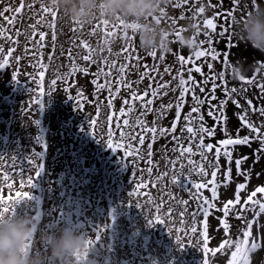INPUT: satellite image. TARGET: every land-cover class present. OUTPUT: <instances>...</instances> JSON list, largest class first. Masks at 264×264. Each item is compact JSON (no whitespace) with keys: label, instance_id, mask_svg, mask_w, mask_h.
<instances>
[{"label":"bare ground","instance_id":"obj_1","mask_svg":"<svg viewBox=\"0 0 264 264\" xmlns=\"http://www.w3.org/2000/svg\"><path fill=\"white\" fill-rule=\"evenodd\" d=\"M259 1L264 3V0ZM25 3L33 5L31 11L25 7L19 16L14 12L6 14L13 18V24L9 25L0 17V30H4L0 35V62L7 61L0 74L8 69L16 74L15 83L7 88L13 99L11 108L6 113L0 108V213L26 216L27 206L35 204L31 245L36 249L33 253L47 260L48 245L41 237L68 227L84 234L86 241H95L87 249L84 245L80 250L83 259L78 261L74 257V264H228L236 244L241 240L239 234L243 235L241 232L248 230L249 222L253 228L247 248L255 242L256 250H261L259 242L264 244V221L259 222L255 210L252 212V202L240 203L241 196L239 203L230 206L228 216H224V205H220L219 214L205 217L200 210L205 191L201 193L195 187L207 181L206 173L212 162L206 146H217L215 139L223 128L231 139L249 136L252 141L250 146H238L249 157L248 167L241 166L240 171L250 170V178L238 174L233 165H230L231 174H237V178L246 180L247 184L256 179V183L264 187V153H260L261 159L253 163L256 150L264 148L258 138H264V114L260 111L264 109V54L238 41L234 35L236 21L243 19L250 8L256 6L254 0H167L162 5L164 12L149 18L156 22L159 19V24L168 29L169 34L167 46L154 50L157 53L155 57L140 48L138 37L132 30L122 28L120 32L116 18L110 19L109 25L105 26L102 23L105 18L98 14L92 23L80 24L53 6L51 0H25ZM10 4L19 7L20 0H0V11ZM44 4L58 12L55 42L52 41L53 18L48 14L37 15ZM201 7L205 8L203 13L199 12ZM205 19H213L217 25L215 31L206 28ZM100 28H103L101 34ZM108 31L113 35L107 36ZM205 31L209 36L204 35ZM221 31L227 34L221 37ZM40 32L45 33L42 42ZM121 33L125 35L118 39ZM181 35L191 37L195 46L183 45L179 39ZM229 36L233 37L232 43L236 47L226 48ZM209 39L212 43H208ZM81 41L95 50L92 53L95 62L82 59L89 49H85ZM41 43L43 47H40ZM102 48L104 51H101ZM69 49L76 64L80 68L87 67L88 73L69 75L72 68ZM220 51L230 52L227 63L223 57L213 60L214 53ZM198 52L206 55L197 57ZM50 56L54 58L49 59ZM161 56L163 59H160ZM113 61L116 64L107 80L132 82V90L141 94L146 90L149 93L157 90L160 93L157 97H148L153 99V109L177 103L181 75L186 81L191 75L193 80L190 83H198L205 91L201 93L199 87H193L185 94L179 119L175 106L168 109L164 118L157 120L155 125V113L142 117L150 127L171 129L173 121L176 122L175 133L169 132L167 137L157 134L153 140L152 134L142 133L135 124L142 111L139 101L129 104L133 111L125 118L130 124L123 125L119 109L125 107L124 99L131 98L128 89L122 88L112 106L108 107V89L98 92L92 83L93 79H97L98 83L105 82L103 73L98 78L94 74L100 69L107 72ZM125 64L132 66L121 74L119 68ZM166 68L168 72H165ZM196 68L200 71L197 72ZM142 75L145 76L143 80ZM209 77L212 79L205 84ZM164 83L168 87L159 90L158 85ZM213 84L217 86L215 100H211L209 95ZM233 88L237 91L223 109L226 119L217 120L209 116L210 110L216 117L220 116V112L212 106L228 99L225 89L230 91ZM193 91L201 100H211V105L207 102L197 105ZM77 92L83 94V99L76 95ZM112 92L115 94V86ZM164 92L167 95H163ZM249 94L257 99L253 100V107H249L243 116L257 131H251L244 120L229 119L225 110L229 109L233 100L238 101L239 97L243 99ZM36 99L42 100V107L32 104ZM193 107H198L199 111L192 113L189 123L185 117L189 116ZM113 116L116 119H112ZM200 116H203L202 121ZM97 121L98 124L95 123ZM201 124L216 129L212 137L205 134L204 147H199L198 135L187 132L188 126L198 132ZM141 134L147 136L144 145L139 143ZM109 143L120 147L113 152L108 148ZM148 143L153 145L151 157L147 156ZM187 147H192V153L181 156L183 148ZM125 153L133 155L125 156ZM37 158L42 164L39 175H35L34 170ZM30 160L33 167H30ZM28 177L33 182L32 186L28 184ZM17 192H28L30 198L20 199ZM257 194L259 197L263 195ZM234 196L229 197L235 201ZM18 199L19 203H15ZM185 201L188 203L185 204ZM245 208L247 211H244ZM240 210L243 212L240 213ZM157 216L160 217L158 221ZM148 219L153 224L150 225ZM221 221L228 225L227 229ZM41 222L42 228L39 227ZM193 229L196 231L193 232ZM98 231L99 239H96ZM177 236H181L184 242L182 248L177 243ZM222 244H225L224 248L220 247ZM247 257L245 263L255 264L254 257L251 258L250 254Z\"/></svg>","mask_w":264,"mask_h":264},{"label":"snow or ice","instance_id":"obj_2","mask_svg":"<svg viewBox=\"0 0 264 264\" xmlns=\"http://www.w3.org/2000/svg\"><path fill=\"white\" fill-rule=\"evenodd\" d=\"M25 7H27L31 11L33 5L26 4L25 0H20V6L19 7H13L10 4L9 6L4 7L2 11H0V17L4 18L6 20V22L9 25H11V24L14 23V20H13V18L8 17L6 14L8 12H14L17 16H19L22 13V11H23V9ZM204 11H205L204 7H201L199 9L200 13H203ZM161 12L162 13L164 12L163 8H162ZM41 14H48V15H50L53 18V21H52V24H51V28L53 29L52 41L55 42L56 39H57V35H56V32H55V28H56V22L55 21H56V18L58 17V12L57 11H53L51 7H49L46 4H44V5L41 6L40 12L37 13L38 16H40ZM219 15H224V13H219ZM228 15L231 16L232 13L229 12ZM116 19L119 21V26L121 28L130 29V30H132V33L135 34L133 25L129 24V25L126 26L124 20H122L120 18H116ZM75 22L79 23L78 21H75ZM160 22L161 21L159 19H157V23H160ZM39 23H40V21L38 20L37 24H39ZM102 23H103V25L108 26L109 25V20L104 19ZM203 23H204V25L206 26L207 29H212L213 31L216 30L217 25L214 24L213 19H205L203 21ZM3 32H4V30H0V35H3ZM93 34H95V30H94ZM226 34L227 33L225 31H221L219 33V35L221 37H224ZM33 35H35V33ZM106 35L110 37V36L113 35V33L111 31H108V32H106ZM167 35H169V34H167ZM204 35L205 36H209V33L207 31H205ZM8 38H10V37H8ZM39 39H40L41 42L44 41V39H45V33L44 32H40L39 33ZM232 40H233V37L229 36V39H228L227 44H226V48L230 49V48H234V47L237 46L236 44L232 43ZM208 43H212V40L209 39ZM81 44L83 45V47L85 49H89V53L87 55H84L82 57V59L84 61H86V62H88V61L95 62V61H93V55H92V53L95 50L90 49L89 45L87 43H84L83 41H81ZM40 47H43L42 43L40 44ZM101 51H104V49L102 48ZM109 51H110V49H109ZM124 51L128 52L129 49H124ZM9 52L11 53L12 50L9 49ZM148 54L150 56L155 57L157 53H156V51H152V52H149ZM33 55L35 56L36 54L34 53ZM204 55H206V53H204V52H198L197 53V57L204 56ZM229 55H230L229 51L215 52L214 55H213V60L217 59L218 57H223L225 63H227ZM68 57H69V60L71 61V64H72L71 72L69 73V75H71L72 73H75V72H84V73H88L89 72V69L87 67L80 68L76 64V61H75V59L72 56L71 49L68 50ZM53 58H54L53 56L49 57V59H53ZM160 59H163V57L161 56ZM180 59H181V61H183V57H180ZM6 63H7V61H5V64ZM105 63H106V61H105ZM5 64H0V68L5 67ZM115 64H116V62L113 61L112 65L108 66L109 70L107 72H105L104 69H100L97 73L94 74L98 78L99 75L101 73H103V75L106 78L104 83H98L97 79H93L92 83L96 85V88H97L98 92L100 90H103V89H108V91H109V99L107 101L108 107L112 106L113 100L115 98H117L116 94H118L122 90V88L128 89L131 92V98L130 99H128V98L124 99L123 104L125 105V107H121L119 109V112L121 114L120 118L123 119V125L124 126H128L130 124L129 119L125 118V117H127V115L129 113H131L133 111V107H128L129 104L132 103V102H135V101H139L140 102V107L142 108V111L140 113V116H138L136 118L135 124L140 127V129L142 130V133H150V134H152L153 140L156 139V135L157 134L159 136H161V137H167L169 135V132L175 133L176 127H177L176 122L173 121L171 129H166L164 127H156V126H151L150 127V126L147 125L146 121L144 119H142V117H145L149 113H155L156 114V120L153 121V124L155 125L157 120H160V119L164 118V115H165V113H166V111L168 109H171L172 107L175 106L176 109H177V113H176L177 119H179L180 114H181L180 110L182 109L183 103L185 101V94L190 92V91H192L193 87H199V90H200L201 93H203L205 91V89L203 87H200L198 83H195V84L190 83L193 80L191 75L188 76L187 81L184 80L182 75H181V78L179 80V85H178V87L180 88V96H179V98L177 100V103L175 105H173L172 103H169L168 105H161L160 109H153L151 107L153 105V99L152 98H148V97H149V95H151V97H153V98L157 97L160 94L157 90H152L151 93H149V91L146 90L144 93L141 94V93H138V92L132 90V82H127V81H124L123 79H116L114 81L107 80V77L111 76V74H112L111 73V68L115 67ZM131 66H132L131 64H125V65L121 66L119 68L120 73L123 74L125 72L126 68H129ZM145 67H147V66H145ZM208 67L211 68L212 65L209 64ZM195 70L197 72H199L200 68H196ZM168 71H169V69L166 68L165 72H168ZM41 75H43V73H41ZM144 78H145V76L142 75L141 76V80H143ZM211 79L212 78L209 77V79L205 80L204 83L207 84L209 82V80H211ZM53 83H56V81H53ZM249 83H251V81H249ZM114 86H115V94H113V92H112V89H113ZM149 87L151 88V85ZM167 87H168L167 83L158 85V89L159 90L165 89ZM216 87H217L216 84H213L212 90L209 93V95L211 96V100H215L216 99V97L214 95V93L216 91ZM173 90H175V89H173ZM236 91H237V89H235V88L231 89L230 91L225 89V94H226L228 99L221 100L220 104L218 106H212L213 108H215L217 111L220 112V116L216 117L213 110H210L208 115L209 116H213L214 119H217V120L226 119V117H224V112H223L224 106L228 103V100H230L232 98V94L235 93ZM262 91H264V86H262ZM41 95H43V93H41ZM76 95L78 97H81V99H83V94L81 92H77ZM163 95H167V93L164 92ZM192 96H193V99L195 100L197 105L204 104L205 102H207V103H209L211 105V100H207V98H206V100H201L199 97H197L195 95L194 91L192 92ZM232 102L234 104H236L237 107L240 106L239 102L237 100H233ZM247 103L249 105H251L252 101L248 100ZM32 104L33 105H39V107L43 106V102L40 99H36V100L32 101ZM29 109H31V108H29ZM198 111H199L198 107H193L191 109V113H189V116L185 117V120L189 121V123H191L192 113H197ZM260 111H261L262 114H264V109H260ZM112 119H116V117L113 116ZM199 119L202 121L203 120V116H200ZM241 119L245 121L247 127L251 131H257V129L251 123L247 122L246 116H242ZM95 123L98 124L99 121H97ZM116 127L119 128L120 125L117 124ZM215 131H216L215 128H207L203 124H201V126L199 127L198 132L194 131L193 127H191V126L187 127V132L188 133L192 134L193 136L198 135L199 140H200L199 147H204V136H205V134L208 137H212V136L215 135ZM109 137L111 138V133H109ZM172 138L173 139H177L175 136H173ZM258 138L260 139V142L262 144H264V138H260V137H258ZM138 139H139V143L141 145H144L146 140H147V136L141 134L138 137ZM251 142L252 141L250 140L249 136H245L243 138H237V139L229 138V139L221 140L220 144L221 145H226V146L227 145L250 146ZM119 147H120V145H118V144L115 147L111 143L108 144V148L112 149L113 152H116ZM152 147H153L152 143H148L147 144V149H148L147 156H149V157H151L153 155V153L151 151ZM206 147H207V151L208 152H211L212 149H213V145H211V144H208ZM173 151H175V149H173ZM192 151H193L192 147L183 148V150H182L180 155L183 156L185 153H192ZM219 152H220V149L217 148L216 149L217 156H219ZM260 153H264V148L256 150V152L254 154L255 158L253 160V163L258 162L261 159ZM129 155H133V154L132 153H125V156H129ZM224 155L227 156L228 162H229V168L224 173V181L226 183H230L231 182V167H230V165H231V162H232V154H231V152L225 151ZM248 159H249L248 156H243V157L235 160V164H236V168L238 170V174L245 176L246 179L250 178V175H251L250 170L240 171V169H241V165L244 162H246ZM29 163H32V161L30 160ZM149 163H151V161H149ZM170 163H175V161H170ZM217 163H218V161H217ZM41 168H42V164L38 163L36 165L35 169H34L35 170V175H39V172H40ZM200 171L203 172L204 169L201 168ZM211 176H212V180L209 181V184L213 185V187L211 189V191H212V200H215V199H217V191H216V186H215L217 171H212L211 172ZM161 178H163V177H158V179H161ZM28 184L30 186H32L33 182L31 180V178L29 179ZM195 187L198 188V189H202V188H205L206 185L201 183V184L195 185ZM245 187H246V185L244 183H241V184H239L237 186L236 200L235 201L229 200L223 206L224 216H228L230 206L234 205L235 203H239V192H240V190L244 189ZM257 193H264V187H257L251 193V195L248 197V201H246L245 203L247 204L248 202H252L253 205H258L259 212H256L255 215L259 216L261 214H264V203H260L259 201L253 200V198L256 197ZM16 195L20 199L30 198V195H29L28 192H22V193L21 192H17ZM129 195L131 196L132 193H129ZM19 201L20 200L18 199L17 201H15V203H19ZM184 203L187 204L188 202L185 201ZM202 203H203V207L200 210L202 212V215L207 217L209 215V210L214 208L215 204L211 203L207 198H205ZM136 207H140V205L136 204ZM4 211L7 212L8 209L5 208ZM244 211H247V208H245ZM159 219H160V217L157 216L156 220L158 221ZM148 223L150 225L153 224L152 220H150V219H148ZM221 223L224 224L225 229L228 228V225L226 223H224V221H221ZM247 228H248V230L243 232V237H244L243 244L244 245H246L248 243V239H249V237L252 234L251 233V229L253 228V224L251 222H249L247 224ZM100 231H102V229H100ZM195 231H196V229H193V232H195ZM96 239H99V231L97 233ZM176 240H177V243L180 244L181 248H182L184 246V242H183L181 236H177ZM31 242H32L31 240L28 241V245L29 246H31ZM94 243H95V241H92V240L86 241L85 242V249H87L88 247H90ZM191 243H195V242L191 241ZM226 243H227V241H225V244ZM225 244H222L220 247L224 248ZM256 249H257V244L255 242L252 243L251 248H247V249L242 247L241 243H237L236 244V250L232 252V254H231L232 255V259H230L228 261V264H237L236 258H237L238 255H240L242 253H245V252H252V251H255ZM75 257H76V259L78 261L83 259V256H82L80 251L75 253Z\"/></svg>","mask_w":264,"mask_h":264},{"label":"clouds","instance_id":"obj_3","mask_svg":"<svg viewBox=\"0 0 264 264\" xmlns=\"http://www.w3.org/2000/svg\"><path fill=\"white\" fill-rule=\"evenodd\" d=\"M69 19L80 24L92 23L97 15L110 20L120 18L126 26H134L139 46L146 52L162 49L168 43V29L149 20L155 18L167 0H51ZM236 39L264 54V3L250 8L235 24ZM180 42L194 47L191 37L181 35ZM34 234V222L29 216L0 213V264H74L87 237L72 228L63 227L41 238L48 245L47 260L30 250L28 241Z\"/></svg>","mask_w":264,"mask_h":264},{"label":"rangeland","instance_id":"obj_4","mask_svg":"<svg viewBox=\"0 0 264 264\" xmlns=\"http://www.w3.org/2000/svg\"><path fill=\"white\" fill-rule=\"evenodd\" d=\"M257 3H260V1L259 0H254V5H256ZM102 29L103 28H100V34H101V31H102ZM122 30V28L120 27V32H122L121 31ZM123 35H125L124 33L122 34L121 33V35H119L118 36V39H121L122 37H123ZM107 38H109V37H104V39H107ZM0 64H5V61H1L0 62ZM7 64V63H6ZM5 64V65H6ZM2 68H0V70H1ZM1 73V72H0ZM15 81H16V74H15V72L12 70V69H8L4 74H0V108H1V110L3 111V113H6V112H8L9 110H10V108H11V104H12V102H13V99L11 98V94H10V92L8 91V89L7 88H10V85L11 84H14L15 83ZM250 97V98H249ZM251 100L252 101V104L251 105H249L248 106V103H247V101L248 100ZM257 98H256V96H254L253 97V95H251V94H249L247 97H244L243 99H241L240 97H239V99H238V102H239V107H237V105L236 104H230V107H229V109L227 110V109H225L226 110V114L228 115V117H229V119H237V120H240V121H242V119H240L241 118V116H243V113L247 110V109H249V107L251 108V107H253V100H256ZM240 100V101H239ZM245 100H247V101H245ZM243 101H244V104H243ZM246 102V103H245ZM246 104V105H245ZM237 108H238V110H237ZM245 108V109H244ZM235 111H236V113H235ZM239 111V112H238ZM241 115H240V114ZM4 120H5V118H3ZM6 122V121H5ZM225 132V128H223L221 131H220V133L221 134H219V135H217L216 136V139H215V143L217 144V146L215 147V148H213L212 150L213 151H211V152H209V153H211L210 154V161L212 162V164H211V168H210V170H208V172L206 173V177H207V181L205 182V183H203V184H205L206 185V187L205 188H202V189H200L201 190V193L203 192V191H205V196H204V198L203 199H205V198H207L211 203H213V204H216L217 203V205H215V207L214 208H212V209H210L209 210V214H215V213H217V214H219V211L221 210V209H219V207H220V205H221V207L227 202V201H229L230 199L232 200V198L231 197H229L230 195H235L234 197H236V194H235V192L237 193V186L239 185V184H241V183H244L245 185H246V187L244 188V189H242V190H240V192H239V197L241 198V196H242V202L240 201V203H245L246 201H248V197L251 195L250 193H252L257 187H260L261 185H259V183H256L257 181H256V179L254 180V181H250L248 184H247V182H246V180H245V182L244 181H241V179H238L237 178V174H231V182L230 183H226L225 181H224V173L227 171V169L229 168V162H228V158H226L227 156H225L224 155V153H225V151H228V152H233L232 153V162H231V165H233V167L234 166H236V164H235V160L237 159V158H241V157H243V156H247L246 154H245V152H244V150L242 149V147H238L239 145H235V146H233V145H223V147L221 146V148H220V141L221 140H225V139H229L230 137H228V135L229 134H225L224 133ZM224 133V134H223ZM223 134V135H222ZM221 137V138H220ZM217 141V142H216ZM230 146V147H229ZM238 147V148H235V147ZM226 149H225V148ZM217 148H220L221 150H220V152H219V156H217V153H216V150L215 149H217ZM229 148V149H228ZM242 149V150H241ZM222 150H224V151H222ZM240 150V151H239ZM253 152H254V150H253ZM238 153V154H237ZM214 155V156H213ZM222 155H224V156H222ZM235 155V156H234ZM222 156V157H221ZM220 157V158H219ZM216 158V159H215ZM235 158V159H234ZM214 159V160H213ZM250 160H252V159H250ZM219 162L218 164L217 163H215V162ZM226 161V162H225ZM36 162L37 163H39V158H37V160H36ZM248 160L246 161V162H244L241 166H245V167H248ZM221 164V165H220ZM214 165V166H213ZM30 167H33V164L32 163H30ZM36 167V166H35ZM217 167V168H216ZM232 167V166H231ZM216 168V169H215ZM246 168H244V170H245ZM223 170V171H222ZM212 171H217V176H216V181H215V186H216V191H217V199H215V200H212V191H211V189H212V187H213V185L212 184H209V181H211L212 180V176H211V172ZM232 172V171H231ZM210 177V178H209ZM233 177V178H232ZM253 179H254V177H252ZM28 179H30V177H28ZM235 180V181H234ZM238 180V181H237ZM236 183V184H235ZM228 184V185H227ZM235 184V185H234ZM238 184V185H237ZM248 185V186H247ZM250 185V186H249ZM224 191V192H223ZM234 193V194H233ZM249 193V194H248ZM260 195V194H259ZM210 197V198H209ZM244 197V198H243ZM262 199H261V198ZM258 196V194L256 195V197L255 198H253V200H256V201H259L260 203H264V193H263V195H261V196ZM203 199H202V201H203ZM260 199V200H259ZM216 201V202H215ZM220 203V204H219ZM107 204H108V201H107V199H105L104 200V205L107 207ZM242 206V205H241ZM253 206V207H252ZM220 207V208H221ZM252 207V208H251ZM251 210H252V212H253V210H255L254 211V213L255 212H258L259 211V207H258V205H253V204H251ZM35 210V204H32V205H29V206H27V208H26V212H25V214L24 215H26V216H29V217H31L32 218V220L35 218V215H33V211ZM240 213H242L243 211L242 210H240L239 211ZM201 215H202V213H201ZM254 215V214H253ZM255 216V215H254ZM259 222H260V220H262V221H264V214H261V215H259ZM39 227H41L42 228V222L40 223V226ZM38 227V228H39ZM35 231H37V229H35ZM246 231V230H245ZM242 234H243V231L241 232ZM240 235V242L239 243H241L242 244V247H244V248H247V244L246 245H244L243 244V240H244V237H243V235H241V234H239ZM259 244L261 245L260 246V248H261V250H256V251H254V253H248V252H245V253H242V254H240L239 256H238V258H237V264H251V262H248L247 261V263H245V259H248V257H247V254H250L251 255V258L252 257H254V259H255V264H263L264 263V244L263 243H261V242H259ZM35 249H36V247L34 246V247H32V245L30 246V250L32 251V252H34L35 251ZM259 255V256H258ZM241 258V259H240ZM240 262V263H239ZM243 262V263H242ZM262 262V263H261Z\"/></svg>","mask_w":264,"mask_h":264}]
</instances>
